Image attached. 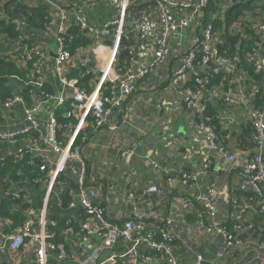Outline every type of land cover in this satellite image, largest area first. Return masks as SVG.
Instances as JSON below:
<instances>
[{
	"label": "built area",
	"instance_id": "built-area-1",
	"mask_svg": "<svg viewBox=\"0 0 264 264\" xmlns=\"http://www.w3.org/2000/svg\"><path fill=\"white\" fill-rule=\"evenodd\" d=\"M135 1L137 0H109L117 8L118 17L99 27L91 24L85 6L79 4V1L70 4L69 0H39L52 9V21L46 30L55 33L57 54L54 57V68L61 90L57 93L43 90L46 82L41 78L39 65L34 62V73L38 76L31 81L34 102L28 103L20 92H16L12 98L0 104V139L7 141L10 149H15L21 156L24 155L25 148L35 156H41L40 170L47 173L41 228L35 231L31 223L27 222L22 229L9 233L6 245L12 251H17L23 246L26 237L32 238L39 243L37 264H55L50 258V252L54 250L59 252L60 258L66 256L63 244L55 246L48 240L53 233L47 231V203L58 177L70 162H75L78 165L77 187L70 189L69 208L84 209L89 215L82 224L79 242L81 246H85L84 250L89 248V261L92 264H186L175 248L179 239L178 227L180 223H186L176 218L177 204L170 202L167 215L162 216L152 202L154 197H160L164 193L162 188L152 183L139 188L138 192L132 191L125 195L123 202L132 207L130 217L112 220L101 203L102 193L97 187L91 186L95 181L92 177L89 181L87 162L80 148L75 146L79 132L88 126V114L93 116L96 129L108 125L115 110L122 107L136 90L140 79L168 66L166 69L171 70L169 78H173V81L178 77L187 80L193 76L197 88H186L184 101L196 114H202L209 102L224 101L230 106V111L224 110L222 117L232 123L243 114L251 122L256 131V151L249 158L242 155L246 159L242 162L241 187L253 191L259 199L254 203H239L236 199L231 200L227 190L222 194L216 182L205 184V170L209 167V161H205L203 168L192 172L177 171L155 161L152 162L156 168L154 169L167 183L175 185L183 182L197 189L183 200L188 205L200 206L201 211L198 210L194 225L196 233L219 236L223 239V250L226 252L245 250L250 255L256 254L264 262V24L252 25L253 34H246L244 29H234L235 33L240 32L241 39L236 46L235 55L231 57L218 46L224 41L221 33H214L212 23H205L208 0H140L141 3L149 2L155 6L153 12L144 14L133 25L141 42L139 50L145 61L138 69H130L122 74L115 66V58L122 36L125 34L128 38L125 33V18L128 8ZM72 24L77 25L89 38L108 36L115 29L112 58L98 74V82L92 91L81 88L79 79L67 74L72 66L79 63L75 58L85 51L83 48L72 54L67 48L66 37ZM185 34H188L189 39L183 38ZM245 39V44L248 39L253 41L248 48L241 46ZM172 42L177 46L173 47ZM199 48L203 55L196 67L194 62ZM22 51L28 58L35 60L27 47H23ZM173 57L178 60L174 70L171 67ZM245 66L251 67L254 74H249ZM87 73H90L88 69ZM219 75L223 76L222 85H211L215 76ZM106 82L112 84L110 97L102 93V86ZM259 88L263 89V94L262 91L258 94ZM69 97L82 104L84 111L79 122L71 127L67 140L62 142L57 137L58 124L54 112ZM47 104H51L53 109L44 127L40 116L46 114L44 106ZM20 107L25 121L17 128L6 129L5 117L8 118L9 113ZM67 115L71 116L72 112ZM191 127L199 140L197 147L186 149L191 157H206L207 154L218 151L219 157L226 164L231 167L236 165L240 156L219 148V136L212 125L192 120ZM32 133L37 136L29 139L25 137ZM131 146L135 149L137 143L134 142ZM92 175H95V171ZM109 193L116 195L119 189L111 186ZM222 195L233 201L231 213L225 220L220 219L219 199ZM257 221L263 225L257 224ZM95 239L99 240L100 245H94ZM203 261L204 257L200 254L193 264H202Z\"/></svg>",
	"mask_w": 264,
	"mask_h": 264
},
{
	"label": "trees",
	"instance_id": "trees-1",
	"mask_svg": "<svg viewBox=\"0 0 264 264\" xmlns=\"http://www.w3.org/2000/svg\"><path fill=\"white\" fill-rule=\"evenodd\" d=\"M208 1L209 3L205 7L207 16L205 23L206 25L212 23L214 33H221L224 41L218 46L222 52H227L229 56L233 57L236 52V46L241 39L240 32L235 33L234 29H244L243 31L246 34H253L252 25L255 23L258 25L264 24V0ZM154 9L155 6L151 5V3H141L140 0L135 1L128 8L125 18V33L128 34V38H126L125 34L122 36L115 58V66L120 73L123 74L130 69L136 70L145 61L144 56L141 55L139 50L141 42L133 29V25L136 20L140 19L144 14L153 12ZM212 14L214 15L211 16ZM154 15H156L155 12ZM51 21L52 9L49 5L40 3L39 0H0V104L12 98L16 92H20L28 103L34 102L33 95L31 94V81L37 79L38 76L34 73V60L24 55L22 49L23 47H27L31 50L36 42L34 38L35 34L46 30ZM113 34L115 36V29L113 30ZM90 39L77 25L72 24L68 29L66 37L67 48L72 54H76L80 49L92 43ZM246 40L241 42V46L248 48L253 44V41L248 39V42L245 44ZM109 43L114 45V40L109 41ZM172 46L175 47L177 44L172 42ZM239 54L241 57L243 56L240 50ZM202 55L203 53L199 48L194 62L196 67L199 66ZM175 59L177 60L176 57L172 58V64ZM245 68L249 74H254L251 67L245 66ZM164 71H168V75ZM155 73H158V77L154 76ZM169 73H172L171 70L164 68L140 79L136 85V90L127 100H130L137 90L146 87L141 84V81L145 78H150L157 83H160V81L168 83V104L172 107H168L169 110L163 112L167 114V121L169 123L175 121L176 115L175 112L170 113L169 111H178L181 116H188L190 120L197 122L204 121L212 125L219 136V148L232 151L237 156H240L241 153H246L247 158L255 153L256 143L254 137L256 131L248 119L240 118L230 123L221 116L224 110H230V106L224 101L209 102L202 114H196L184 101L186 88H197L193 76L191 75L187 80L178 77L171 82ZM67 74L69 77L78 78L80 87L87 91H92L98 82V75L87 73V68L81 65L72 66ZM216 77L213 79L211 85H222L223 76L219 75ZM158 78L161 79L159 80ZM139 86H142V88L138 89ZM52 89V86L48 83L44 84V91L54 93ZM112 90L111 83L106 82L103 84L102 93L105 96H112ZM261 91L263 94V89L259 88L258 94ZM70 111L72 115L68 116L67 114ZM83 111L84 106L74 101L71 97L68 98L63 106L55 110L54 115L58 124L57 137L60 141L64 142L67 140L71 133V127L79 122ZM87 121L88 126L79 132L75 146L80 148L81 154L87 162L89 181L93 176V170H96L98 167L103 169L105 174L104 179L99 184L94 183L91 186H95L100 190L102 193L101 203L111 212V209L117 210L118 206L123 202L125 195L132 192L127 180H124L125 182L121 184L117 181L116 171L119 168L126 170L128 166L125 163L133 164L135 169H143L144 163L141 161L139 155L144 153V144H138V137H132V142H136L137 147L135 149L130 147L125 149L121 153V159L124 162L115 165L116 156L111 148L103 152H101V149L95 150L91 148V141L99 138L98 134L103 127L95 128V120L91 114H88ZM34 135L35 137L37 136L36 133H32L30 135L26 134L25 137L29 139ZM168 136H174V138L167 140L165 144L175 139L172 144H175L177 151L187 147V145H182V142L177 140L178 138L171 129L168 131ZM108 137L105 136L106 141ZM160 148L161 146H158L153 152L162 154L164 151L163 148L160 151ZM218 153V151L211 152L206 157L201 155V161L197 163H193L191 160L180 162L176 160L173 162L175 159H166L164 155L153 158L160 160L163 166L167 165L177 171L182 170L183 172H192L200 169V167L203 168L205 161H209V167L205 170V174H207L206 178L208 180L209 178H216L212 182H216L218 190H227L231 200L236 199L239 203L256 202L259 196L253 191L243 189L241 187L242 183H239V185L232 189L228 186L229 179L227 178L233 173H241L242 176V162L245 161L243 157L240 156L236 165L231 167L219 157ZM216 159L221 162V166L215 165ZM41 161V156H35L26 148L24 155H19L15 149H10L7 141L0 139V223L4 221L8 222L7 233H13L22 229L27 222H30L28 211L34 209L40 212L44 206L47 173L40 170L39 164ZM104 161L105 164H103ZM77 177L78 165L75 162H70L64 172L58 177L47 203V216L49 218L47 228L49 233H53L48 240L55 246L63 244L66 253L70 245L75 243L80 237L82 224L89 218L88 213L84 209L77 208L75 209L77 212H74V209L69 208L71 201L70 189L77 187ZM111 186L117 187L119 193L116 195L109 193ZM230 206H233V201H230ZM125 208H119L125 214L119 218H115V220H125L130 217L131 213L126 212ZM258 223L263 225L262 222L257 221Z\"/></svg>",
	"mask_w": 264,
	"mask_h": 264
},
{
	"label": "crops",
	"instance_id": "crops-1",
	"mask_svg": "<svg viewBox=\"0 0 264 264\" xmlns=\"http://www.w3.org/2000/svg\"><path fill=\"white\" fill-rule=\"evenodd\" d=\"M75 1H79V4L85 6L86 15L93 25L101 27L106 22L113 21L118 17L117 8L112 6L109 0H69V3L73 4ZM112 32L108 36L104 35L98 38L91 37L90 40L92 43L84 47L85 51L75 58L79 62L77 65L82 66L83 64V67H87L91 74L98 75L112 58L113 44L109 43V41L114 40V34H112ZM34 38L36 42L29 53L31 56H34V62L39 65L41 78L52 86L54 92H60L61 85L59 77L54 68V57L57 54V50L55 49V46L57 47L55 33L52 30H43L36 33ZM88 59L91 60L88 61ZM177 63L178 60L176 59L173 60V64L171 62L172 70H174ZM165 68L168 69V66ZM170 74L171 73H169V77ZM154 76L158 77V73H155ZM158 79L160 80L161 78ZM169 79L171 82L173 81V78ZM141 84L146 87L137 90L130 100H126L122 107L115 111L109 124L100 130L98 134L99 138L96 139L95 143V146H97L98 139H105V136H108L106 135L108 132L117 130L115 132L119 133V135L122 134L125 138L128 137L130 139V148H132L131 145L134 143L132 142V137H138L137 139L139 142L137 143L141 145L144 144V153L139 155L141 161L144 163L143 169H135L133 164L125 163L128 166L126 170H121L119 168L116 171L117 181L121 184L125 182L124 180H127L128 186L133 192H138L139 188L148 186L152 183L158 184L164 193L160 197H154L152 202L155 205V209L162 214V216L167 215L170 202H175L177 204L178 207L175 212L176 218L178 221L186 223H180L178 227L179 239L175 248L184 263L193 264L197 255L201 254L204 260L209 261L210 264H264L256 254L250 255L245 250L236 249L226 252V250H223V239L219 236L215 237L195 232L194 225L198 218V213L201 211L200 206L197 204L188 205L183 200L187 195L195 192L197 189L183 182H179L175 185L167 183V180H163V178L156 173L155 167L152 164L154 161L161 162L153 158L161 155H164L166 159H175L173 162L176 160L179 162L191 160L193 163L201 161L199 155L191 157L190 153L186 150L190 147H197L199 144V140L196 139V132L191 127L192 120H190L188 116H181L178 111H173L176 113L175 121L173 123L167 121L168 116L165 112L169 110L168 107H172L168 104V83H164L163 81L157 83L150 78H145L141 81ZM139 88H142V86H139L138 89ZM52 109L53 107L51 104L44 106L46 114L40 116V121L44 127L47 125L48 115ZM169 112L171 113V111ZM121 113L122 115H120ZM239 116H241L239 118H245L243 114ZM24 121L23 109L20 107L9 113L8 118L7 116L5 117V128H17ZM170 129L178 138L177 140L182 142V145H187V147L177 151L175 144H172L175 139L165 144L167 140L174 138V136H168V131ZM119 142L122 143V138H120ZM158 146H161L160 151L163 148L164 152L162 154L153 152ZM108 147L109 144L106 143V147L104 146L101 148L107 149H101V152L108 150ZM123 151L124 150H122V152ZM121 153L114 152L116 156L115 165L124 162L121 159ZM242 155L247 156L246 153H241L240 156ZM245 159L246 157H243V160ZM103 164H105V161ZM216 164L217 166H221V162L217 159L215 165ZM104 176L103 169L98 167L92 178L95 183L99 184L101 180L104 179ZM227 179H229L228 186H230L231 189L243 182L241 173H233ZM213 180H216V178H209V180L206 178L204 183L208 184ZM224 192L225 191H222V194ZM120 207H126L125 211L128 213L132 212V207L122 202L117 210L111 209V212L107 210L108 217L115 220L117 216H123L125 213L119 210ZM219 207L220 219L225 220L231 213V206L230 201L224 195L220 196ZM41 211L37 212L34 209L28 211L30 223L35 231L41 228ZM73 211L77 212V210ZM249 218L255 217L249 216ZM7 223L6 221L0 223V264H37L36 256L39 243L28 237L19 250L12 251L8 245H6V240L9 235V233H7ZM79 241H81L80 237L75 243L70 245L65 257L60 258L58 251H51L50 258L55 264H92L89 261V248L84 250L85 246H81ZM98 241L97 239L93 241L95 246L100 245ZM220 253H223V255H220Z\"/></svg>",
	"mask_w": 264,
	"mask_h": 264
},
{
	"label": "rangeland",
	"instance_id": "rangeland-1",
	"mask_svg": "<svg viewBox=\"0 0 264 264\" xmlns=\"http://www.w3.org/2000/svg\"><path fill=\"white\" fill-rule=\"evenodd\" d=\"M194 45V43H193ZM55 49L57 50V47L55 46ZM167 73L168 75V71H164ZM130 106V105H129ZM226 111H230V110H226ZM238 119H240L238 117ZM237 119V120H238ZM1 121V119H0ZM117 130H114V131H111V132H108L106 135H108V140L107 141H104L105 139H98V145L95 146V143H96V140L93 139L90 143V146L91 148L95 149V150H99V149H107V148H101V147H106V143L109 144V147L108 148H111L114 152H122V150H125L127 148H129V145H130V139L127 137L125 138L124 136H122V134L119 135V133L115 132ZM120 138H122V143L119 142L120 141ZM116 150V151H115ZM101 162V160H100ZM95 170H93L94 172Z\"/></svg>",
	"mask_w": 264,
	"mask_h": 264
},
{
	"label": "water",
	"instance_id": "water-1",
	"mask_svg": "<svg viewBox=\"0 0 264 264\" xmlns=\"http://www.w3.org/2000/svg\"><path fill=\"white\" fill-rule=\"evenodd\" d=\"M184 31L186 32V28L184 29ZM183 38H184L185 40L189 39L188 34H185V35L183 36ZM55 56H56V55H55ZM202 264H210V262L207 261V260H204V261L202 262Z\"/></svg>",
	"mask_w": 264,
	"mask_h": 264
}]
</instances>
